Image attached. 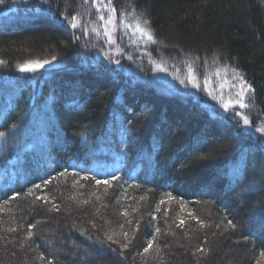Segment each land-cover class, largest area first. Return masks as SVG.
Wrapping results in <instances>:
<instances>
[{
	"label": "trees",
	"instance_id": "16d2710c",
	"mask_svg": "<svg viewBox=\"0 0 264 264\" xmlns=\"http://www.w3.org/2000/svg\"><path fill=\"white\" fill-rule=\"evenodd\" d=\"M112 4L157 43L111 54L92 0L0 4V264H264V143L208 108L235 67L264 126V0Z\"/></svg>",
	"mask_w": 264,
	"mask_h": 264
},
{
	"label": "snow or ice",
	"instance_id": "6c2138e0",
	"mask_svg": "<svg viewBox=\"0 0 264 264\" xmlns=\"http://www.w3.org/2000/svg\"><path fill=\"white\" fill-rule=\"evenodd\" d=\"M4 3V0H0V4ZM93 3L97 7V11H101V5L103 6L104 10L107 11L108 15L107 18L104 14L99 15L98 19L101 22L100 27L103 29V35L107 38V41L110 44H115V33L119 27H123L125 34H130V37L133 39V42L136 40L143 41L145 45L148 44H155L157 43V40L155 38V35L151 28L149 27L150 21L147 19H141L140 17H134L132 20L128 19V13H124L122 17L119 20V24L117 23V15H116V8L112 4V0H107V3H104V0H93ZM62 22L65 24V26H70L71 29H78L82 28L80 22L77 19L76 15H73L71 17L67 15H63L61 17ZM82 30L87 32L86 28H82ZM93 32H96L97 35H100V31L97 28L91 29ZM53 60L55 57L52 58ZM111 62V61H110ZM51 61L49 60H43V61H29L28 63L21 65L20 70L21 71H35L39 68H42L44 65L50 64ZM115 63L119 64V61H115ZM159 67V66H158ZM163 70V69H160ZM221 71L224 73L231 72V81L228 84L229 90H230V99L225 102L223 97L219 99V103L225 110V112L231 110L233 112L234 116H241V113L235 110V106L238 105L240 109H248L250 107L249 103H246V99L249 98V94H252L255 92V89L251 83H249L245 76L235 67L229 68V66H224L223 69H217L215 72V75L219 76ZM189 79L192 82L193 87H198V81L197 76L195 74V70L189 66ZM209 77H205L204 84L207 86L209 83ZM183 83V81H182ZM208 95L212 96L213 99H217V96L212 92L209 91ZM243 124L245 126H251V122L248 115H243ZM256 131L264 133V127H257ZM2 135V133H0ZM60 175H64V173H60ZM115 179V177H113ZM97 184L101 183L100 180L96 181ZM45 183H48L45 181ZM103 183L108 184L109 181L105 180ZM36 188H40L41 185H35ZM15 198V197H13ZM37 199H40V197H37ZM127 215V213H125ZM191 215V213H189ZM185 221L183 219L180 220V224L183 225ZM202 223V222H201ZM228 225L231 228H235L236 225L233 224L231 220H229ZM33 226H29V229H31ZM156 231L159 232V228H156ZM32 235L31 230L28 232V237L30 238ZM127 236V233L124 234ZM108 240L116 243V241H113L112 237L109 236ZM123 247L127 248L128 245L124 244ZM152 248V243L149 242L147 247L144 249V252H148L149 249ZM199 251L203 252V249H199ZM261 256H264V251H262ZM41 260L44 259L43 256L40 258ZM51 264V262H49Z\"/></svg>",
	"mask_w": 264,
	"mask_h": 264
},
{
	"label": "rangeland",
	"instance_id": "374dc122",
	"mask_svg": "<svg viewBox=\"0 0 264 264\" xmlns=\"http://www.w3.org/2000/svg\"><path fill=\"white\" fill-rule=\"evenodd\" d=\"M92 2H93V0H92ZM104 3L106 4L107 3V0H104ZM93 6H94V10L96 12L97 11V7H96V5L94 3H93ZM101 14H104L105 17L107 18L108 13H107L106 10H104V8H103L102 5H101V11L100 12L97 11V19H98L99 15H101ZM100 23L101 22L98 19L97 20V27H98V29H100V37H101V39L98 40V41L99 42H104L105 46L111 50L110 51L111 54L112 53L113 54H118L119 52L116 51V43L115 44H110L107 41V38L103 35V29L100 27ZM116 34H117V31L115 33V39H116ZM42 68H44V67H42ZM227 79L228 80H226L225 83L218 84L216 86V89L214 90L216 92H213L217 96V99L223 97L225 99V102H227L230 99V90H229L228 84L231 81V77H229ZM186 86L188 88H193L192 82L190 81V79H188V84H186ZM247 100L248 99H246V103H247ZM208 108L209 109L210 108H212V109L213 108H217L218 110L225 112V110L223 109L222 106H220V104H218L217 106H210V105H208ZM235 110L238 111V112H240L241 113V116H234L233 115V112L231 110H229V111H227L225 113H228L229 112L230 113L229 115L233 117V120L239 121L240 125L242 126V128L244 130V135L243 136L245 137V139L247 138L248 140H253V141H256L257 139H259V140H262V142L264 143V133H261V132L256 131V128L257 127H262L263 125L261 126L260 124H256L257 122L255 123V121H253V119L251 118L252 115L250 117L249 109H240L239 106L236 105L235 106ZM222 115L224 116V114H222ZM243 115H248L249 116V119H250V122H251V126H245L243 124V118H242ZM32 119L35 120V118H32ZM0 187H1V184H0ZM13 260L15 262H18V263L23 262L25 260L24 259V255L22 254V255H20V257H18L17 259H13ZM220 264H224V262H221Z\"/></svg>",
	"mask_w": 264,
	"mask_h": 264
}]
</instances>
